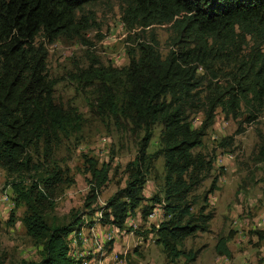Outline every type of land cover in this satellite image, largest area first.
<instances>
[{"label":"trees","instance_id":"obj_1","mask_svg":"<svg viewBox=\"0 0 264 264\" xmlns=\"http://www.w3.org/2000/svg\"><path fill=\"white\" fill-rule=\"evenodd\" d=\"M96 1L0 0V168L19 178L12 184L15 204L25 202L21 221L42 246L41 259L34 264H82L69 255L66 236L85 219L48 220L49 198L61 175L50 167L39 180L22 182L40 170L32 151L41 145L43 156H49L60 133L75 123L73 114L55 99L56 80L47 72L46 43L80 38L91 26L83 10ZM122 4V21L131 32L167 24L169 49L162 55L154 35L139 41L136 33V46L127 50L126 68L111 73L90 66L82 74L92 84L100 80L96 93L103 95L101 105L114 112L119 107L134 126L144 130L136 158L128 164L130 179L100 208V221L122 226L143 198V172L153 158L161 156L163 194L153 197L164 216L156 229L157 242L167 258L182 255L185 263L192 262L200 249L180 247L196 232L209 231L214 217L207 193L200 195L199 204L195 194L209 176L212 161L194 149L202 145L218 108L233 118L247 112L248 122L264 111V0H123ZM114 72L124 77L121 84L115 82L117 91L123 87L122 99L106 85ZM197 110L204 118L194 127L190 115ZM157 122L162 124L159 146L149 154L151 127ZM260 149L264 155V145ZM104 178L105 174L98 184ZM216 178L210 192L216 188ZM153 206H144L143 216ZM255 234L264 239V229ZM227 241L228 237H219L214 249L230 258Z\"/></svg>","mask_w":264,"mask_h":264},{"label":"rangeland","instance_id":"obj_2","mask_svg":"<svg viewBox=\"0 0 264 264\" xmlns=\"http://www.w3.org/2000/svg\"><path fill=\"white\" fill-rule=\"evenodd\" d=\"M122 1L98 0L87 4L83 13L90 17L91 26L80 38L61 37L46 43L47 72L56 80L55 99L73 114L75 123L60 133L49 156H43L41 145L37 152L32 151L40 170L22 183L35 182L50 167L61 175L62 181L53 185L54 194L49 198L48 220L62 223L74 216L85 219L78 230L66 236L69 255L82 264H264V239L255 234L264 229V155L260 149L264 145V111L248 122L247 112L233 118L218 108L202 145L194 149L204 152L212 161L209 176L195 194L199 204L200 195L206 192L208 208L214 211L210 230L187 237L180 247L185 251L200 249L194 261L185 263L182 255L167 258L157 242L156 229L164 216L161 204L154 203L153 197L163 194L165 170L161 156L153 158L143 172V198L139 206L128 212L122 226L100 221V208L130 179L128 164L136 158L144 130L134 126L119 107L114 112L101 105L103 95L96 93L100 80L92 84L82 74L90 66L111 73V69L126 68L127 50L136 46V33L139 41L154 35L162 55L169 49L167 24L134 32L126 29ZM123 81L124 77L114 72L106 82L120 99L123 87L120 85L117 91L115 82ZM203 118L200 110L190 115L194 127H199ZM151 129L149 154L159 146L162 124L154 123ZM215 176L216 188L210 192ZM18 180L16 175L0 168L2 264H34L42 256L41 244L27 233L21 221L25 202L16 205L14 201L12 184ZM146 205L154 208L143 216ZM221 236L228 237L230 258L215 252L214 245Z\"/></svg>","mask_w":264,"mask_h":264}]
</instances>
